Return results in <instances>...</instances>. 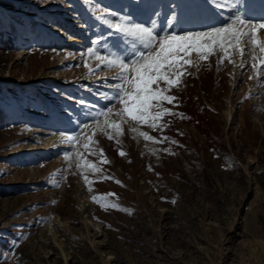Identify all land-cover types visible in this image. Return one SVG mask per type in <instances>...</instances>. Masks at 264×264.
<instances>
[{
	"label": "rangeland",
	"instance_id": "374dc122",
	"mask_svg": "<svg viewBox=\"0 0 264 264\" xmlns=\"http://www.w3.org/2000/svg\"><path fill=\"white\" fill-rule=\"evenodd\" d=\"M241 1L0 0V264H264V54L241 47L264 19ZM175 3L187 28L157 27ZM46 4L86 21L82 62L36 43ZM42 98L72 121L49 130Z\"/></svg>",
	"mask_w": 264,
	"mask_h": 264
},
{
	"label": "bare ground",
	"instance_id": "6f19581e",
	"mask_svg": "<svg viewBox=\"0 0 264 264\" xmlns=\"http://www.w3.org/2000/svg\"><path fill=\"white\" fill-rule=\"evenodd\" d=\"M38 9L39 12L45 13L47 20L46 23L37 22L35 24L36 28L34 30V34L36 35V43L52 47L56 51L59 50L66 53L70 51V53L74 55L71 56L68 61L80 63L85 60L83 58V55L79 54L78 52L81 50H87L88 47L91 45L90 36L92 31L90 30L86 21L83 20V18L79 15L77 10H75L73 7L65 5L63 6L61 4H46ZM29 15L32 16V14ZM243 38L245 39L244 41H241V47L248 49L249 43L248 45L246 44L243 46L244 42L247 40H253V42L256 43L255 47L257 48V50L264 54V25H259L256 27V29L251 30L247 27L243 31L242 40ZM29 52V50L21 52L19 58L23 59L25 55H27ZM93 56H95V54H93ZM121 79L122 74H120L119 68L110 70L108 67L100 71L96 75L94 80H90L88 82H95L97 85L101 86L106 84L116 86V84H118ZM82 81H84V79H82ZM94 99L101 102L102 106L105 105V100H102L100 96H94ZM41 102L44 106L43 112L40 114L36 113L31 115L36 116L38 118L41 117L45 121L46 119H49V122H46L44 124L49 130L58 129L60 126H66L67 122L70 123L72 121L71 116L67 113L62 111H55L54 109H52L51 102H49L48 99L42 98ZM23 112L25 114H30V112L27 111ZM229 116L230 115L228 114V117ZM67 148H69L68 142H66L61 136L55 134L50 136L45 141L44 145L40 147L31 146L25 149L23 153L31 156H36L40 159H49L52 157H57L63 149Z\"/></svg>",
	"mask_w": 264,
	"mask_h": 264
}]
</instances>
